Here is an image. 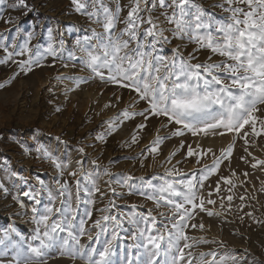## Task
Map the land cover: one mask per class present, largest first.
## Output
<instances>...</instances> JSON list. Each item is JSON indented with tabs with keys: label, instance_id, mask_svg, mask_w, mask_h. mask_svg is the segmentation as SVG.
Here are the masks:
<instances>
[{
	"label": "snow or ice",
	"instance_id": "1",
	"mask_svg": "<svg viewBox=\"0 0 264 264\" xmlns=\"http://www.w3.org/2000/svg\"><path fill=\"white\" fill-rule=\"evenodd\" d=\"M71 2L76 13L86 16L90 23L99 25L101 31L86 29V34L75 40L76 50L82 55L77 56L75 51H69L67 58L70 61L79 60L90 71L92 78H99L106 84L134 93V101L129 108L107 121L109 127L106 132L113 131L117 121L122 123L121 118L144 115L147 119L149 115H155L166 118L169 124L180 125L181 128L172 133L176 136H182L187 131L193 136L235 133L239 137L246 125H251L252 135L259 137L264 134V119L255 115L259 111L258 106L264 105V0H219V3L210 6L221 10L223 15L219 17L206 9L200 0H128L123 6L120 0ZM5 3L6 0H0V5ZM12 7L27 9L28 5L26 0H16ZM125 10L127 14L122 16ZM155 12H159V15H153ZM121 24L123 27H118ZM48 37L46 47L36 45L33 51L29 47L34 39L32 33L19 46L15 40L6 45L0 34V49L6 53L0 59V64L13 61L25 73L31 72L34 67H43L42 61L47 56L57 58L64 46V41L60 40L57 48L52 29H48ZM174 39L187 41L196 47L187 56L183 55L180 45L171 50V57L162 55L164 45L171 44ZM10 47L15 51H9ZM204 49L210 52L207 60L193 63L198 60L196 54ZM25 53L28 54L26 60H13L14 56H23ZM214 56L221 59L213 61ZM63 79L73 80L77 87L80 82L87 80L80 76ZM3 87L5 85L0 84V88ZM136 100L147 104L144 112L130 111ZM138 127L142 129L146 125ZM248 136L249 133L244 132L242 138L245 144L248 143ZM97 138L103 140L104 134ZM166 138L157 135L148 150L158 151L157 146ZM133 142H136L135 136ZM78 151L83 154L85 150L81 147ZM207 151L211 152V149ZM232 151L233 146L230 145L227 150H222V154L231 156ZM194 154L189 146L187 155L190 157ZM42 155L59 170V177H63L68 164L47 150ZM220 162L217 158L211 167L205 166L203 180ZM92 163L97 164V161L93 160ZM77 164L80 167L69 173L73 178L80 173V178L75 180V191L67 181L61 183L60 178H57L54 188L40 181V190L23 193L34 202L33 236L31 242L24 240L15 245L12 259L7 262L0 259V264H48V259L53 258V251L73 261L83 260L84 264H193L194 260L196 264H244L243 259L235 255H220L217 259L215 250L201 252L198 257L192 251L201 242L200 239L190 238L186 231L189 221L194 218V210L200 208L205 211V202L216 203L212 199L205 201L200 195L203 180L194 183V176L177 179L182 175L178 170H166L163 176L156 177L160 180L159 184L145 182L149 191L139 193L153 201L157 209L167 208V212H159V220L149 209L146 213L133 211L119 219L116 215H102L88 226V220L92 217L91 209L85 207L83 215L78 218L79 206L93 205L95 200L92 197L100 192V188L91 174L82 170L83 162L77 161ZM257 165H264V160H256L252 167L256 168ZM104 174L111 175L107 169ZM16 175L12 173V176ZM244 175L247 176V173ZM117 176L122 186L133 179L130 175ZM139 179L143 180V177ZM222 179L232 184L230 178ZM0 190L8 194L3 183H0ZM110 190L115 194L114 188ZM216 191L219 192V185ZM41 192L46 194L47 203L36 207L42 203ZM73 197L76 207L73 206ZM13 199L18 200V197L14 196ZM227 199L231 202L233 197L229 195ZM109 203L114 205V201ZM130 207L136 209L139 206ZM101 211L108 212L109 209L106 207ZM214 214L219 215L208 211L209 216ZM125 220L133 226L131 233L123 228ZM191 227L203 229L204 226L192 224ZM92 229H98L95 236ZM102 236V246H93L101 243ZM84 237L87 243H81ZM125 239H130L132 243L126 252L119 255V259H115L117 249ZM6 240H10L8 231L0 238V244H5ZM6 254L7 251H0V256Z\"/></svg>",
	"mask_w": 264,
	"mask_h": 264
},
{
	"label": "rangeland",
	"instance_id": "2",
	"mask_svg": "<svg viewBox=\"0 0 264 264\" xmlns=\"http://www.w3.org/2000/svg\"><path fill=\"white\" fill-rule=\"evenodd\" d=\"M15 2L16 0H6L5 5H0V34L6 45L15 40L19 46L32 33L34 39L29 47L35 51L36 45L47 46L48 29H52L57 48L59 49L60 40L64 41V46L57 58L47 56L42 61L44 66L34 67L31 72L20 71L13 61L0 64V84L5 85L0 88V183L8 189L7 195L0 190V238L6 231L10 234V240L0 244V251H7L0 259L5 262L11 260L15 254V245L24 240L31 242L35 228L32 220L34 202L23 193L40 190V181L54 188L57 178H60L61 183L67 181L75 191V180L80 178V173L75 178L69 173L80 167L77 161L83 162L82 170L90 173L100 188V192L92 197L95 203L90 206L81 204L78 210L80 218L84 208L90 207L92 217L88 220V226H91L102 215H116L119 219L133 211L146 213L149 209L153 210L159 220V212L168 210L157 209L153 201L139 194L149 191L145 182L159 184L160 180L156 177L163 176L166 170L176 169L182 174L177 179L194 176L195 183L203 180L205 166L211 167L219 158L220 164L203 180V188L200 189V195L205 201L212 199L216 203L205 202V211L196 208L194 218L189 221L186 229L190 238L201 240L192 251L198 257L201 252L215 250L218 253L217 259L220 255L230 254L243 259L244 264H264V165L252 167L256 160H264V134L256 137L251 134V125H246L239 137L235 133L193 136L187 131L182 136H176L172 133L181 126L169 124L166 118L155 115H149L147 119L144 115L121 118L122 123L117 121L115 129L110 133L106 132L109 127L107 121L129 108L134 101V93L106 84L99 78H92L90 71L79 60L70 61L67 58L69 51H75L77 56L82 55L76 50V38L85 35L88 28L101 31L100 26L76 13L71 0H26L27 9L13 8ZM120 2L123 6L128 0ZM200 2L218 17L223 15L220 9L210 7L219 3V0ZM31 12L39 16L36 23L29 20ZM126 14L127 10L122 16ZM153 15H159V12ZM8 20L12 22L6 23ZM178 45L184 56L196 47L187 41L174 39L171 44L164 45L161 54L171 57V50ZM9 51L15 49L10 47ZM5 55L3 49H0V59ZM196 55L198 60L193 63H203L210 52L204 49ZM27 58L28 54L25 53L23 56H14L13 60ZM219 59L221 58L218 56L213 57V61ZM65 64L68 66L65 67ZM69 76L86 77L87 80L80 82L77 87L73 80L63 79ZM147 107L144 101L136 100L130 111L144 112ZM258 107L259 111L255 115L264 119V105ZM141 124L146 127L139 128ZM257 124L259 127V120ZM244 132L249 133L247 144L242 138ZM100 134H104L103 140L97 138ZM157 135L167 138L157 146L158 151L150 152L148 149ZM133 136L136 137V142H133ZM230 145L233 146L231 156H224L222 150H227ZM189 146L196 153L190 157L187 155ZM81 147L85 150L83 154L78 151ZM38 148L41 149L40 152L37 151ZM44 150L68 164L63 177H59V170L42 155ZM93 160L97 164H93ZM105 169L111 175H105ZM13 172L17 175L12 176ZM117 174L130 175L133 179L122 186ZM222 178H230L232 184L225 183ZM218 185L219 192L216 191ZM112 188L116 190L115 194L110 190ZM229 195L233 197L231 202L227 199ZM14 196L18 200H14ZM241 197L244 199L241 200ZM40 199L42 203L36 207L47 203L45 193L41 192ZM110 201H114V205ZM131 205L139 207L132 209ZM73 206L76 207L75 197ZM106 207L109 211L102 212ZM208 211L219 215L209 216ZM192 224H202L204 227L192 228ZM123 228L128 233L133 231V226L126 220ZM12 229L15 231L12 232ZM96 231L98 229H92L94 236ZM103 240L102 236L101 243L93 246L100 248ZM191 242L190 239L189 243ZM81 243H87V238H82ZM131 243L130 239L121 242L115 259H119V255L126 252ZM51 256L53 258L48 259V264H84L83 260L73 261L57 255L55 251ZM193 264H196L195 260Z\"/></svg>",
	"mask_w": 264,
	"mask_h": 264
},
{
	"label": "trees",
	"instance_id": "3",
	"mask_svg": "<svg viewBox=\"0 0 264 264\" xmlns=\"http://www.w3.org/2000/svg\"><path fill=\"white\" fill-rule=\"evenodd\" d=\"M38 17H39L38 15H35L32 12L29 13V18H30L29 20L33 21L34 23L38 21Z\"/></svg>",
	"mask_w": 264,
	"mask_h": 264
}]
</instances>
